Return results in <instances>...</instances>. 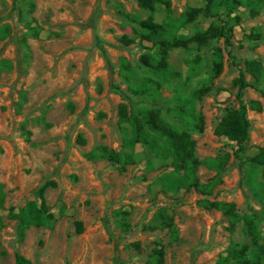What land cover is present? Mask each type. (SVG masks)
Instances as JSON below:
<instances>
[{
  "label": "rangeland",
  "instance_id": "1",
  "mask_svg": "<svg viewBox=\"0 0 264 264\" xmlns=\"http://www.w3.org/2000/svg\"><path fill=\"white\" fill-rule=\"evenodd\" d=\"M169 1L173 17L205 3ZM149 14L137 0H0V264H16V251L29 264H147L157 248L163 250L161 264H216L230 245L250 248L243 224L232 223L205 200L232 202L238 213L255 212L264 235L262 202L245 181L250 163H241L233 142L214 133L223 114L238 106L235 80L245 61L259 60L264 67V9L256 16L244 6L234 11L239 21L228 20L232 45L215 37L200 49L170 50L169 67L182 79L160 88L156 103L132 95L119 65L124 58L139 76L147 74L140 55L151 52L152 45L137 39L132 17ZM164 17L158 6L154 18ZM211 20L199 16L180 31L191 34ZM123 35L130 41H122ZM214 47L221 52L222 69L208 81ZM190 68L193 75L187 80ZM244 76L254 79L248 72ZM205 82L209 89L195 102L204 128L191 136L202 161L195 176L200 184L212 185L208 191L193 185L170 189L159 180L172 170L169 163L140 144L134 161L122 168L105 157H86L98 146L124 151L121 103L128 112L149 105L174 122L167 103L174 89L182 87L185 98ZM242 98L261 105L260 111L247 109L251 125L245 157L264 147V97L249 86ZM224 154L219 172L203 162ZM257 169L253 175L264 183V169ZM46 181L54 182L43 193L54 218L43 226L31 225L19 239L17 220L9 214L29 201L40 205L38 189ZM159 208L172 217L176 240L157 220Z\"/></svg>",
  "mask_w": 264,
  "mask_h": 264
},
{
  "label": "trees",
  "instance_id": "2",
  "mask_svg": "<svg viewBox=\"0 0 264 264\" xmlns=\"http://www.w3.org/2000/svg\"><path fill=\"white\" fill-rule=\"evenodd\" d=\"M204 1V5L189 6L178 17H173L170 13L169 0H137L138 6L148 10L150 14L143 19L133 16L132 20L137 24L134 29L137 39L142 42H149L152 45V51L140 55V60L147 70V74L143 76H139V73L126 59L122 58L120 61L121 76L128 83V89L132 95L156 103L157 98L160 96V88L169 85L173 79H182L180 72L169 67L168 54L170 50L174 48L187 50L190 45L200 49L215 37H224L226 42L232 45L231 35L228 31L230 27L228 26V20L235 19V22L239 21V16L234 15V11L238 7L244 6L248 8L250 16H256L264 9V0ZM158 6H162L165 11V17L161 21L154 18ZM199 16L212 18V20L207 27L195 28L191 34L180 31ZM121 40L124 42L130 41L125 35L121 37ZM21 43L25 49H28L25 38L22 39ZM211 55L208 81L222 69V55L219 48H212ZM244 72L250 73L254 78L253 81H247ZM192 75L193 68H190L184 77L188 80ZM132 78H137L136 82H132ZM263 79L264 67L261 62L255 59L245 61L243 69L240 70L239 76L235 80L238 85L236 93L238 106L234 109H228L214 128L216 135L233 142V153L241 163H250L245 181L254 191V195L259 197L262 202L260 211L262 217H264V183L257 182L254 175L258 167L264 169V147L259 146L252 155L243 157L251 125L247 116V109L249 107L252 110L260 111L261 105L258 100H250L246 103L242 98V94L243 90L250 86L264 97V88L261 86ZM181 88H175L173 95L167 99L169 113H172L174 122L167 120L158 110L149 105L140 104L128 112L126 105L121 103L118 106V114L122 139L121 146L124 151H115L106 146H98L86 153V157L88 159L105 157L120 164V168H122L125 164L134 161L135 147L140 144L156 157L169 163L168 165L172 170L162 175L159 180L162 182L166 180L164 184L170 189L176 190L182 186L193 185L201 191H208L209 184H200L195 176L197 167L202 161L195 154V141L191 136L193 133H201L204 128L203 116L196 110L195 102L209 89L208 82L203 83L202 87L193 88L185 98H183L184 93ZM78 141L80 143L84 142L81 136H78ZM227 156V154H224L207 157L203 162L219 172ZM180 170H183L182 174L179 173ZM52 185H54V182L46 181L38 189V196L41 198L40 205H37L34 201H29L19 207L17 211L10 212V217L17 220L16 231L19 239L23 238L25 230L31 225L43 226L53 220L54 215L49 211L43 199L45 189ZM203 203L206 206L221 210V213L225 214L232 223L241 222L245 235L251 241L250 248L244 243L230 245L225 256L220 258L216 264H264V235H261L260 219L257 214L255 212L238 213L232 202H208L205 200ZM121 213L123 217L126 215V212ZM155 216L161 225L169 228L171 239L176 240L178 231L166 209L159 208ZM2 225L0 219V228ZM78 228L80 229V224H78ZM14 257L16 264H29V261L17 251L14 253ZM162 261L163 250L157 248L155 249L154 260L147 264H161Z\"/></svg>",
  "mask_w": 264,
  "mask_h": 264
}]
</instances>
